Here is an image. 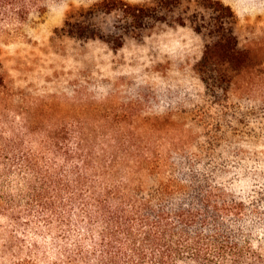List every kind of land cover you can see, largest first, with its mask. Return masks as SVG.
<instances>
[{"label":"rangeland","instance_id":"374dc122","mask_svg":"<svg viewBox=\"0 0 264 264\" xmlns=\"http://www.w3.org/2000/svg\"><path fill=\"white\" fill-rule=\"evenodd\" d=\"M101 1L58 0L20 20L0 0V264L19 248L12 215L48 236L32 243L63 244L56 223L28 210L33 174L14 162L24 157L53 169L86 156L98 183L127 194L196 162L228 196L264 186V0H121L110 13ZM225 32L249 51L247 66L198 72Z\"/></svg>","mask_w":264,"mask_h":264},{"label":"trees","instance_id":"16d2710c","mask_svg":"<svg viewBox=\"0 0 264 264\" xmlns=\"http://www.w3.org/2000/svg\"><path fill=\"white\" fill-rule=\"evenodd\" d=\"M57 1L12 3L22 20L29 12H43ZM122 5L121 0L100 2L107 13ZM125 8L138 21L141 16L134 8ZM249 55L237 47L233 34L225 32L204 47L196 69L206 73L221 65L232 72L246 67ZM85 157L77 158L80 164L53 169L37 168L27 157L14 160L20 171L33 174L28 210L34 209L36 219L46 226L56 223L57 240L63 244L53 238L46 246L32 243L33 238L48 236L38 228H30L29 233L25 229L29 225L12 215L9 221L20 243L11 264H38L49 255L56 256L51 264H264V240L256 238L264 234V186L228 196L226 187L214 185L221 180L214 167L196 162L178 167L153 192L127 194L122 185L98 183L100 173L92 170Z\"/></svg>","mask_w":264,"mask_h":264}]
</instances>
